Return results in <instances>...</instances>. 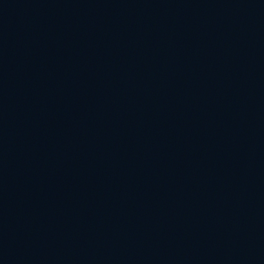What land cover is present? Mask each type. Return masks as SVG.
<instances>
[{"label":"water","instance_id":"obj_1","mask_svg":"<svg viewBox=\"0 0 264 264\" xmlns=\"http://www.w3.org/2000/svg\"><path fill=\"white\" fill-rule=\"evenodd\" d=\"M0 264H264V0H0Z\"/></svg>","mask_w":264,"mask_h":264}]
</instances>
